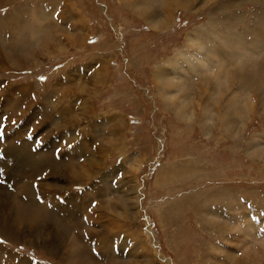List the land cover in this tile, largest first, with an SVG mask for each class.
<instances>
[{"label": "rangeland", "instance_id": "374dc122", "mask_svg": "<svg viewBox=\"0 0 264 264\" xmlns=\"http://www.w3.org/2000/svg\"><path fill=\"white\" fill-rule=\"evenodd\" d=\"M0 133L19 263L264 264V0H0Z\"/></svg>", "mask_w": 264, "mask_h": 264}, {"label": "bare ground", "instance_id": "6f19581e", "mask_svg": "<svg viewBox=\"0 0 264 264\" xmlns=\"http://www.w3.org/2000/svg\"><path fill=\"white\" fill-rule=\"evenodd\" d=\"M44 138V137H43ZM27 160H29V161H31V162H33V163H35L34 165H36V167L37 168H39V162L38 161H36V160H38V158L36 159V160H32V159H29L28 157L26 158ZM43 159V158H42ZM44 160H45V158H44ZM42 161V160H41ZM44 162V161H43ZM25 163V165H26V162H24ZM27 164H29V163H27ZM41 165H43V163H41ZM33 166V165H32ZM31 167V166H30ZM32 168V167H31ZM32 169H34V168H32ZM44 190V189H43ZM50 190V189H49ZM50 192V191H49ZM46 193V192H45ZM36 198V197H35ZM70 198V197H69ZM43 200V199H42ZM9 201H10V199H9ZM52 202V201H51ZM42 204V202L39 200L38 201V203H37V205L36 206H39V205H41ZM31 205H33V204H31ZM72 207H73V205H72ZM61 209V208H60ZM75 210V209H74ZM41 211V210H40ZM37 212V211H36ZM4 213V212H3ZM40 214V213H39ZM39 214H38V217H37V220H38V218H39ZM43 216V215H42ZM37 220H35V221H37ZM27 224V223H26ZM33 224V226H34V228H35V231H34V233L35 234H37V231H38V229H37V222L36 223H32ZM10 227H12V229L10 228ZM0 232L2 233V235L7 239V238H11V239H13V238H15V239H19L20 238V236H21V233L18 231V228L16 227V225L13 223V224H10L9 223V221H8V219H7V217L6 216H4V219H2V217L0 216ZM35 240V239H34ZM33 240V241H34ZM52 242V241H51ZM0 256H2V260L0 261V264H5V263H8V260H10V261H13V264H25L24 262H21V263H19V261L17 262L15 259H14V257L13 256H11V255H9L7 252H0ZM87 259H88V257H87ZM86 259V260H87ZM85 260V259H84ZM83 261V260H82ZM86 263H87V261H85ZM85 262H84V264H85ZM88 264V263H87Z\"/></svg>", "mask_w": 264, "mask_h": 264}, {"label": "snow or ice", "instance_id": "6c2138e0", "mask_svg": "<svg viewBox=\"0 0 264 264\" xmlns=\"http://www.w3.org/2000/svg\"><path fill=\"white\" fill-rule=\"evenodd\" d=\"M3 119H6V117H4ZM13 123H15V121H13ZM0 138H2V133H0Z\"/></svg>", "mask_w": 264, "mask_h": 264}]
</instances>
